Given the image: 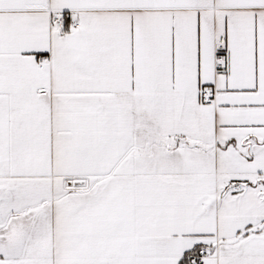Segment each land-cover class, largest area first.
Segmentation results:
<instances>
[{
    "label": "snow or ice",
    "instance_id": "snow-or-ice-1",
    "mask_svg": "<svg viewBox=\"0 0 264 264\" xmlns=\"http://www.w3.org/2000/svg\"><path fill=\"white\" fill-rule=\"evenodd\" d=\"M0 264H264V0H0Z\"/></svg>",
    "mask_w": 264,
    "mask_h": 264
}]
</instances>
